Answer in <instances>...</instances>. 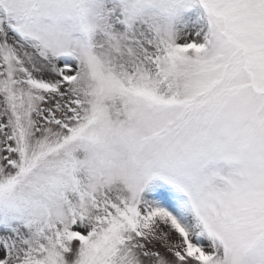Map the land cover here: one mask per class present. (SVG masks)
Here are the masks:
<instances>
[{
	"label": "snow or ice",
	"instance_id": "6c2138e0",
	"mask_svg": "<svg viewBox=\"0 0 264 264\" xmlns=\"http://www.w3.org/2000/svg\"><path fill=\"white\" fill-rule=\"evenodd\" d=\"M0 264H264V0H0Z\"/></svg>",
	"mask_w": 264,
	"mask_h": 264
}]
</instances>
